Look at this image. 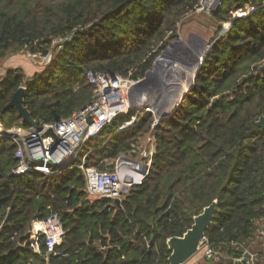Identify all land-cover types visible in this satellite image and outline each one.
I'll list each match as a JSON object with an SVG mask.
<instances>
[{"label": "trees", "instance_id": "1", "mask_svg": "<svg viewBox=\"0 0 264 264\" xmlns=\"http://www.w3.org/2000/svg\"><path fill=\"white\" fill-rule=\"evenodd\" d=\"M200 2L0 0V58L52 54L27 78L17 68L0 78V121L6 128L23 121L8 106L20 87L30 117L56 123L92 102L95 87L86 72L143 79ZM250 5L256 7L251 14L237 17ZM201 14L218 32L193 87L157 125L152 111L130 109L54 176L14 174L17 145L0 135V264H168V239L183 236L215 200L205 239L218 256L197 264H249L234 262L246 249L257 251L256 264H264L258 237L264 224V125H258L264 116L263 0H222ZM138 113L134 125L117 131ZM148 137L155 148L150 171L120 206L88 192L76 166L83 155L86 165L112 170L119 157L136 156L133 147ZM54 216L65 231L62 243L49 252L43 235L37 251L34 224Z\"/></svg>", "mask_w": 264, "mask_h": 264}, {"label": "built area", "instance_id": "2", "mask_svg": "<svg viewBox=\"0 0 264 264\" xmlns=\"http://www.w3.org/2000/svg\"><path fill=\"white\" fill-rule=\"evenodd\" d=\"M204 1L201 0L197 12L210 13V10L215 9L222 2V0H210L203 5ZM205 7L207 9H204ZM255 9V6L250 5L248 9L239 11L237 17L248 16ZM224 25L225 23L221 24L220 33ZM86 76L95 87L93 100L72 116L56 123L41 121L38 122L37 127L31 125L27 127L21 122L18 125L6 128L0 121V135L9 137L17 145L15 156L19 163L14 169V174L36 171L49 176L59 175L73 166V163L81 156L83 146L90 139L96 137L115 117L129 112L131 109L129 92L131 87L138 81L119 75H108L94 71L86 72ZM147 111L152 110L145 108L142 114ZM142 114L138 113L132 119L125 121L117 131L134 125ZM162 119L164 118L155 117L152 126L157 125L158 121ZM50 129L54 132V136L45 135ZM150 147L134 146L131 153H135L136 156L119 157L112 170L108 167V164L105 170L86 165L87 155H83L82 161L76 166L85 175L88 192L92 195H101L113 200L122 198L125 187H127L126 191L128 192L131 186L141 184L148 175L155 151L154 146ZM258 231L259 239L264 240V224ZM31 233L37 251L39 239L44 235L47 240L48 251L53 252L54 247L62 243L65 231L60 219L54 216L36 222ZM200 251H202V257L207 259L216 255L208 244ZM244 252L250 253L247 262L256 264L258 252L247 249ZM244 252L242 257L235 259L234 262L243 260Z\"/></svg>", "mask_w": 264, "mask_h": 264}, {"label": "water", "instance_id": "3", "mask_svg": "<svg viewBox=\"0 0 264 264\" xmlns=\"http://www.w3.org/2000/svg\"><path fill=\"white\" fill-rule=\"evenodd\" d=\"M219 6L220 5H217L214 10L219 8ZM212 43V40L195 38L194 36H191L186 42L183 41V39L172 42L156 60L153 69L149 71L143 79L139 80L131 87L129 92V104L131 109L142 111L145 108H150L156 118H167L171 116L185 94L193 87L196 74ZM192 63L196 64V69L193 74L191 85L183 94L179 95L172 106H163L164 102L168 104L172 96L170 93L172 87L168 83L170 79H174L171 75L172 68L181 71L185 66ZM262 69H264V64L260 67V70ZM24 90V87H20L13 95L8 106L17 108L23 118V123L27 122L31 126L37 127L38 122L30 117L28 111L22 104ZM258 125H264V116L260 118ZM45 135L54 136V132L50 129ZM121 157L127 158V156ZM126 190L127 187H125L124 192H122V196L127 194ZM113 201L115 204L121 205V198H115ZM216 205L217 201L215 200L211 205L207 206L201 214L197 215L194 218L192 227L183 236L168 239L167 245L171 250L168 264H186L208 244L205 239V232L212 225ZM217 256L218 254L208 257V259L212 260ZM249 258L250 253L244 252L243 262H247Z\"/></svg>", "mask_w": 264, "mask_h": 264}, {"label": "rangeland", "instance_id": "4", "mask_svg": "<svg viewBox=\"0 0 264 264\" xmlns=\"http://www.w3.org/2000/svg\"><path fill=\"white\" fill-rule=\"evenodd\" d=\"M209 1L210 0H205L203 5ZM204 9H207V7H205ZM213 10L214 9L210 11L212 12ZM201 13V11L200 14L196 11V13H194L193 15H189L182 21V23L180 24L179 39H183V41L186 42L191 36H194L195 38H204L207 40H209V36H211L210 34H212L213 36L211 39L215 37L218 30L213 27H207L205 23L208 19L206 18V15H202ZM51 57L52 54L48 57H43L40 55H32L28 52L8 53L7 56L0 58V78L6 74L7 70L12 68L20 69L27 78L35 72L41 70L44 65L51 61ZM140 146L141 148L154 146L152 138L148 137L147 139L142 141ZM201 255L202 251H199V253L192 257L186 264H190L191 262L198 259Z\"/></svg>", "mask_w": 264, "mask_h": 264}, {"label": "bare ground", "instance_id": "5", "mask_svg": "<svg viewBox=\"0 0 264 264\" xmlns=\"http://www.w3.org/2000/svg\"><path fill=\"white\" fill-rule=\"evenodd\" d=\"M195 69V63L185 66L181 71H177V69L172 68L171 75L174 79H170L169 82L167 81L172 87V90L170 92L172 96L171 100L168 101V104L164 102L163 106H172L175 103L176 99L179 97V95L183 94L188 89V87L192 83Z\"/></svg>", "mask_w": 264, "mask_h": 264}, {"label": "crops", "instance_id": "6", "mask_svg": "<svg viewBox=\"0 0 264 264\" xmlns=\"http://www.w3.org/2000/svg\"><path fill=\"white\" fill-rule=\"evenodd\" d=\"M211 36H209V40H212L211 38L213 37L212 36V34H210ZM208 37V36H207ZM201 257H202V255L198 258V259H196L195 261H193V262H191L190 264H197L199 261H200V259H201ZM243 261V260H242Z\"/></svg>", "mask_w": 264, "mask_h": 264}]
</instances>
